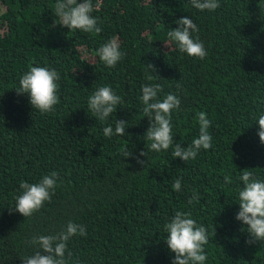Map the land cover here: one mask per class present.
Segmentation results:
<instances>
[{"label":"trees","instance_id":"trees-1","mask_svg":"<svg viewBox=\"0 0 264 264\" xmlns=\"http://www.w3.org/2000/svg\"><path fill=\"white\" fill-rule=\"evenodd\" d=\"M57 2L0 0V264H23L37 250L28 243L33 236L56 234L69 221L87 234L68 242V264H172L164 225L177 211L208 228L205 264H264V241L247 243L246 226L235 218L241 172L264 180L256 122L264 113V0H219L214 12L190 0H93L99 34L57 24ZM185 16L199 29L192 35L205 46L203 60L181 53L167 37ZM113 36L125 56L110 68L98 49ZM33 66L60 73L53 112L34 110L30 97L15 90ZM149 83L161 85L159 98L181 100L172 112L174 142L191 144L197 113L204 112L210 149L187 162L173 157L174 145L147 152L150 120L140 97ZM102 86L123 98L103 123L88 111L89 97ZM116 120L127 121L126 134L106 138L103 128L114 129ZM142 151L147 156L139 157ZM52 172L60 179L50 202L28 218L15 211L20 183ZM194 191L198 203L189 202Z\"/></svg>","mask_w":264,"mask_h":264},{"label":"clouds","instance_id":"clouds-1","mask_svg":"<svg viewBox=\"0 0 264 264\" xmlns=\"http://www.w3.org/2000/svg\"><path fill=\"white\" fill-rule=\"evenodd\" d=\"M190 4L201 12H214L220 7L219 0H190ZM98 6L93 4V0H58L54 6L56 23L70 31L99 34L103 28L98 26L99 18L92 15ZM175 23L179 27L167 32L169 40L175 43L181 53L203 60L207 51L198 36L193 38L192 34L199 31L193 19L185 16ZM120 48L118 37L113 36L98 49L100 61L107 67H115L125 56ZM147 66L155 71L152 65ZM60 78V73L55 69L33 66L20 77L19 87L15 90L17 94H27L33 109L46 114L55 111V106L59 103L57 82ZM146 79L152 81L153 77L149 75ZM141 91L143 112L150 120V126L143 137L148 143L147 152L167 151L174 145L173 157L187 162L194 160L202 149L212 147L213 137L209 133L211 121L206 113H197L198 137L187 147H182L180 143L174 142L172 124V112L180 108L179 97L167 94L163 99L159 98L158 93L162 88L158 83L145 84ZM122 102L123 98L111 87L102 86L89 97L88 111L98 122L103 123ZM256 122L259 125L260 142L264 144V113L258 115ZM126 124L127 121L116 120L114 129L112 125L103 128V135L106 138L122 137L126 134ZM147 152H140L139 157L147 156ZM124 155L129 157L132 153L125 152ZM139 157H136L137 163L146 164ZM59 179V174L52 172L44 175L38 183L22 181L19 186L22 194L16 197L14 210L25 218L39 212L45 202H50ZM238 179L242 181L243 187L238 191L239 211L235 218L246 226L250 237L247 243L264 241V180L258 179L249 169L242 171ZM225 181L231 184V176H225ZM172 187L177 192L181 191V179L176 178ZM199 200V193L194 191L189 202L198 203ZM164 232L167 234L164 238L167 246L175 254L172 264H205L208 259L205 251V245L209 242L208 228L197 223L190 212L177 211L170 222L164 225ZM77 234L85 236V227L69 221L64 230L56 234L33 236L28 243L36 246L37 250L33 255L23 257V264H68L65 258L67 244Z\"/></svg>","mask_w":264,"mask_h":264}]
</instances>
